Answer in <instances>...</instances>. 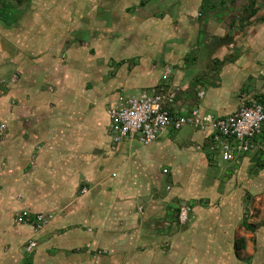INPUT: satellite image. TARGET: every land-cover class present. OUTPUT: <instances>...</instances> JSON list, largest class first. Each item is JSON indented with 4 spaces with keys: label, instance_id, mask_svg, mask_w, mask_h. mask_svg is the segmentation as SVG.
Returning <instances> with one entry per match:
<instances>
[{
    "label": "crops",
    "instance_id": "obj_1",
    "mask_svg": "<svg viewBox=\"0 0 264 264\" xmlns=\"http://www.w3.org/2000/svg\"><path fill=\"white\" fill-rule=\"evenodd\" d=\"M249 1L32 0L21 22L0 29V121H12L0 134V256L10 245L30 264H264V230L246 223V185L220 178L238 166L209 162L198 133L187 156L197 169L186 167L174 194L153 177L144 187L177 142L130 152L133 142L113 143L107 116L121 92L154 86L167 69L177 112L198 104L228 116L249 101L246 84L264 75V0L243 22ZM239 3L234 16L226 5ZM203 47L220 69L189 76ZM105 121L111 145L99 136ZM182 206L186 225L173 218ZM18 210L51 219L15 227Z\"/></svg>",
    "mask_w": 264,
    "mask_h": 264
},
{
    "label": "built area",
    "instance_id": "obj_2",
    "mask_svg": "<svg viewBox=\"0 0 264 264\" xmlns=\"http://www.w3.org/2000/svg\"><path fill=\"white\" fill-rule=\"evenodd\" d=\"M170 75L167 69L163 81L134 94L123 91L110 103L107 116L115 145L138 141L143 146H150L164 134L190 126L205 135L204 143L196 149L208 155L218 166L222 163L239 166L247 157L260 155L259 151L264 150V104L256 100L244 101L228 116L207 113L198 104L188 111L177 112L173 106L180 89L171 82ZM2 86L3 81L0 80V94ZM196 92L199 100L204 98L203 90ZM253 148L259 151L253 154ZM164 172L167 173V169ZM188 213L189 207L180 208L181 223L188 221ZM50 219L42 213L23 211L17 215L16 221L32 224L35 230H39ZM36 245L30 241L27 251H32Z\"/></svg>",
    "mask_w": 264,
    "mask_h": 264
},
{
    "label": "rangeland",
    "instance_id": "obj_3",
    "mask_svg": "<svg viewBox=\"0 0 264 264\" xmlns=\"http://www.w3.org/2000/svg\"><path fill=\"white\" fill-rule=\"evenodd\" d=\"M2 1V0H0ZM13 5L14 8L13 10L1 12L0 11V29L1 28H13L17 23L21 22L26 13L29 11L28 8L32 4V0H13ZM231 5H226L227 9H231L230 11H235V15H239V12H241V3L237 4L236 10L232 9ZM20 8V9H19ZM83 37L84 34L78 35ZM208 51L206 47L201 48V52L199 50V55L196 58L195 63H193V67L190 69L189 76L194 75V74H200L203 77L211 74L214 70L220 69V65L217 63H213L212 61L209 62L208 60ZM163 69H159L161 71ZM214 78V76L212 77ZM17 78H15L16 80ZM210 79V78H209ZM253 80H250V85L246 84L248 88L247 90H250L249 93V101L256 100L255 97L261 96L260 92L264 90V75H260L257 78H252ZM0 80L3 81V86H2V93L0 94V97L4 94L3 87L6 84L5 79L0 78ZM208 81V80H206ZM15 83V82H14ZM254 83V85H253ZM138 90H133V89H128L129 94H134ZM256 94H254V92ZM258 101V99L256 100ZM214 113V112H213ZM212 113V114H213ZM12 123L9 119H6V121H0V134L1 136H5L8 133V124ZM14 123V122H13ZM107 121H105L101 129L99 130V136L104 137V133H107ZM3 126V128H1ZM199 132L195 130L194 128L190 126H184L180 131H178L175 134H164L159 141L160 143H167L168 140L170 141H176L177 143L175 144V152L170 151V153L164 152L162 153L160 158L155 159L154 163V168H151V175L149 174L148 179L145 180L142 184L145 187L148 182L152 180V177L154 179H160L159 180V185L161 188V192L163 194H174V188L177 187L176 183H181L186 179V167H188L190 170H187L188 172H193L196 171L197 166L194 164L192 161L187 159V156H192L196 154V143L199 142ZM96 134V133H94ZM110 144L111 139L104 137ZM192 138V142H191ZM193 138L195 140H193ZM159 143V144H160ZM111 145V144H110ZM173 145V143H172ZM146 147L141 145L138 141L133 142V147H131L130 152H135L136 150H153V148ZM159 147H155L154 149H158ZM256 151H259L257 148H253V154L256 153ZM260 152V151H259ZM199 153V152H197ZM170 154V155H169ZM169 157V158H168ZM177 158L178 160L172 161L171 159ZM186 157V158H185ZM171 158V159H170ZM253 161V162H252ZM179 167H183L184 169H180ZM229 164V163H228ZM177 165V166H176ZM229 167V166H228ZM226 167V168H228ZM206 167H202V169H205ZM167 169L168 173H165L164 170ZM207 170V169H206ZM153 171V173H152ZM224 174L220 178L223 179L225 176L226 179L229 180H234L238 183L241 181V184L246 185V190L248 191L247 194H241L247 197L248 201V219H247V224L251 226L252 228H257L260 230H264V150L261 155L254 154V156H251V161L247 162L246 164L243 163L239 165L238 167H233L230 166V169H224L223 170ZM219 172H222L219 171ZM229 172V173H227ZM218 173V172H216ZM215 173V174H216ZM189 177V176H188ZM171 186L170 190H166V187ZM177 197V196H176ZM177 199V198H175ZM183 207V206H182ZM174 214L173 218L175 217L177 222L179 224L181 221L179 220V212L180 208L176 207L174 208ZM23 211H28V210H18L14 212L13 215V220H14V226L18 227L19 223L16 221L17 215L21 214ZM187 222H185L183 225H186ZM163 227V226H162ZM31 229L35 230L34 227ZM28 239V238H27ZM24 240V241H27ZM9 251L8 256H0V264H30L29 261L25 259V256L20 255L17 248L11 249L9 245Z\"/></svg>",
    "mask_w": 264,
    "mask_h": 264
},
{
    "label": "trees",
    "instance_id": "obj_4",
    "mask_svg": "<svg viewBox=\"0 0 264 264\" xmlns=\"http://www.w3.org/2000/svg\"><path fill=\"white\" fill-rule=\"evenodd\" d=\"M12 2H13V0H2V1H0V11L5 12L7 10H9V11L13 10L14 5ZM255 4H256L255 1H253V0L249 1L248 6L243 11V19H242L243 22H248L249 20H251L253 17L256 16L258 9L256 8ZM223 40L225 42L229 43L231 39H229V37H225V38H223ZM255 98H256V100L258 99V102L264 104V95H261V96L257 95V97H255ZM262 153H263V150L260 151V155ZM206 158L208 159L209 162H211V159L209 158L208 155H206ZM251 229H252V227H251Z\"/></svg>",
    "mask_w": 264,
    "mask_h": 264
}]
</instances>
